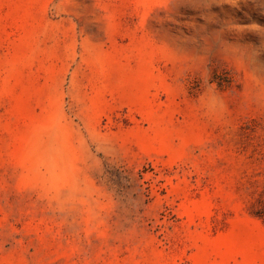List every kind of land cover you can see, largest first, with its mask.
I'll use <instances>...</instances> for the list:
<instances>
[{
  "label": "rangeland",
  "instance_id": "obj_1",
  "mask_svg": "<svg viewBox=\"0 0 264 264\" xmlns=\"http://www.w3.org/2000/svg\"><path fill=\"white\" fill-rule=\"evenodd\" d=\"M0 264H264V0H0Z\"/></svg>",
  "mask_w": 264,
  "mask_h": 264
}]
</instances>
